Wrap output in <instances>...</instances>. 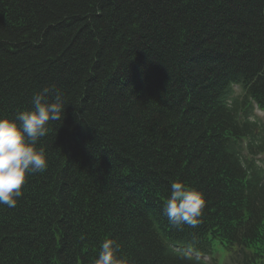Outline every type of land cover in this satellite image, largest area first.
Listing matches in <instances>:
<instances>
[{
  "label": "trees",
  "instance_id": "trees-1",
  "mask_svg": "<svg viewBox=\"0 0 264 264\" xmlns=\"http://www.w3.org/2000/svg\"><path fill=\"white\" fill-rule=\"evenodd\" d=\"M45 87L64 113L0 205V264H95L105 239L116 264H215L216 242L264 264V0H0V117ZM173 181L195 227L163 212Z\"/></svg>",
  "mask_w": 264,
  "mask_h": 264
},
{
  "label": "clouds",
  "instance_id": "clouds-1",
  "mask_svg": "<svg viewBox=\"0 0 264 264\" xmlns=\"http://www.w3.org/2000/svg\"><path fill=\"white\" fill-rule=\"evenodd\" d=\"M52 91L45 87L34 93V107L18 112L15 120L0 117V205L15 207L22 195L26 174L40 173L47 168L44 149L37 148V142L48 133L50 121L61 120L65 109L59 90H55L52 101L46 99ZM204 203L200 192L173 181L163 212L174 227L183 224L195 227ZM114 251V241L105 239L95 264H116Z\"/></svg>",
  "mask_w": 264,
  "mask_h": 264
},
{
  "label": "rangeland",
  "instance_id": "rangeland-1",
  "mask_svg": "<svg viewBox=\"0 0 264 264\" xmlns=\"http://www.w3.org/2000/svg\"><path fill=\"white\" fill-rule=\"evenodd\" d=\"M236 92H239V89H235ZM256 115L263 118L264 120V112H261L259 110H256ZM260 164L264 167V156L260 157ZM214 254H215V258H216V264H223L225 259H226V254L225 251L219 246L217 245V242L214 245ZM205 260H207V257H204Z\"/></svg>",
  "mask_w": 264,
  "mask_h": 264
}]
</instances>
